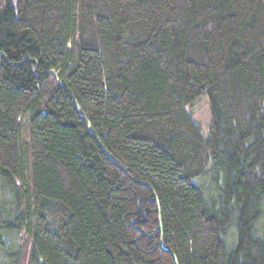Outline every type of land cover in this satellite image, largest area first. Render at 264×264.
I'll return each instance as SVG.
<instances>
[{"label":"trees","instance_id":"obj_1","mask_svg":"<svg viewBox=\"0 0 264 264\" xmlns=\"http://www.w3.org/2000/svg\"><path fill=\"white\" fill-rule=\"evenodd\" d=\"M2 231L0 264H264V0H0Z\"/></svg>","mask_w":264,"mask_h":264},{"label":"rangeland","instance_id":"obj_2","mask_svg":"<svg viewBox=\"0 0 264 264\" xmlns=\"http://www.w3.org/2000/svg\"><path fill=\"white\" fill-rule=\"evenodd\" d=\"M189 112L191 113V116L195 119V121L198 123L199 127L201 128L203 137L208 136V132L210 130V122H211V116H209V105H208V99L207 96H203L199 100H197L194 104H192L191 107H188ZM0 235L5 241L4 246L6 247L5 252H12L13 249H15L17 244V236L14 232H0ZM19 237V236H18ZM3 259L0 258V263Z\"/></svg>","mask_w":264,"mask_h":264},{"label":"water","instance_id":"obj_3","mask_svg":"<svg viewBox=\"0 0 264 264\" xmlns=\"http://www.w3.org/2000/svg\"><path fill=\"white\" fill-rule=\"evenodd\" d=\"M88 130H90V128L88 127ZM99 143V142H98ZM100 144V143H99ZM100 146H101V144H100ZM160 229V228H159Z\"/></svg>","mask_w":264,"mask_h":264}]
</instances>
